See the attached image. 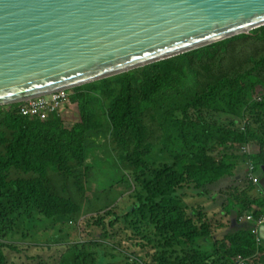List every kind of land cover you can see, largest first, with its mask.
Listing matches in <instances>:
<instances>
[{"label": "trees", "instance_id": "trees-1", "mask_svg": "<svg viewBox=\"0 0 264 264\" xmlns=\"http://www.w3.org/2000/svg\"><path fill=\"white\" fill-rule=\"evenodd\" d=\"M263 73L264 26H261L250 33L71 88L76 95L72 101H65L63 108H69L77 99L85 97L81 104V122L71 119L65 124L58 108L49 109L48 118L30 119L19 113V105H6L5 129L0 130V147H4L0 151V191L16 188V199L26 200L34 206L32 208L41 210L44 219L52 222L59 220L57 217L78 212L79 205L51 191L49 167L66 173L71 170L70 163L74 167L84 162L86 151L95 142L91 133L98 131L100 135H108L101 115L103 112L112 128L110 138L114 148L120 159L134 170L141 187L134 191L133 202L125 214L118 208L115 212L108 209L100 217L102 222H107L108 218H111L110 225L124 221L129 238L134 241L133 246L150 254L153 252L154 264H233L238 256L253 258L257 250L255 237L245 240L233 229L223 240L217 241L212 233H208V224L204 223L205 211L198 209L196 203L192 205V208L196 207L192 209L195 215H189L182 207L170 205L168 199L172 202L178 191L184 188L202 197L208 186L230 174L235 175L234 170L242 159L240 150L249 145L257 149L255 160L252 158L254 163L264 164V139L257 133L218 124L213 126L203 119L200 123L191 121L188 130H197L200 125L210 137L217 139L213 143L216 153L198 155L191 151L179 154L171 162L153 163L149 153L143 150L147 127L142 113L164 103L172 104L173 110H177L174 106L178 101L175 99H180L185 103L180 107L182 110L190 106L195 109L203 106L216 108L220 102H225L226 108V103L230 102L229 110L235 114L252 97ZM211 76L213 79L204 91L197 96L190 94L193 85ZM259 102L264 116V100ZM175 123L182 122L175 119ZM6 130L12 132L11 139ZM197 141L206 142L207 139ZM243 154L249 156L248 152ZM13 173L20 176L12 177ZM252 187L253 184H248L243 191L241 187L235 188L229 196V209L240 205L243 210L254 209L256 197L250 193ZM19 200L15 202L18 204ZM199 203L202 206V201ZM238 213L243 214V211L240 209ZM258 213H264V209ZM3 217L1 212L0 264H9L3 248L12 244L6 240L8 229L2 228L5 226ZM198 217L201 226L196 223ZM223 227V224L215 225L214 230ZM100 236L107 240L112 237V232L105 229ZM206 240L214 242L213 246L207 247ZM97 241L94 242L96 246L106 244L108 247V241ZM179 248L182 254L175 256ZM77 255L82 264L95 260L91 255V259ZM135 256L140 263L143 257ZM68 257L69 253H66L65 259ZM115 257L111 255V258ZM65 259L61 258L60 264H65ZM107 264L119 263L110 259Z\"/></svg>", "mask_w": 264, "mask_h": 264}, {"label": "rangeland", "instance_id": "rangeland-1", "mask_svg": "<svg viewBox=\"0 0 264 264\" xmlns=\"http://www.w3.org/2000/svg\"><path fill=\"white\" fill-rule=\"evenodd\" d=\"M212 79L211 76L208 80L193 85V91L190 94L199 95V92L204 91ZM259 79L260 83L257 84L252 97L242 104L235 114L229 110L231 109L230 102L226 103V108L224 107L225 102H220L216 108L203 106L200 109H195L190 106L187 110H182L180 107L185 103L179 101L180 99H175L178 101L174 106L177 110H173L172 104L164 103L159 104L157 109L144 111L142 120L147 127V133L143 150L149 153L148 157L153 163L171 162L179 154L191 151L198 155L216 153L213 143L217 139L210 137L204 128L199 125L197 130H188L191 121L200 123L201 119L213 126L218 124L240 131L257 133L260 138L264 139L263 110L258 105L259 101L264 100V73ZM80 92L82 93L84 90ZM84 98L80 97L69 108L65 106L59 110L65 124H68L71 119L76 122L82 121L83 108L81 104ZM7 109L6 105L0 106V130L5 129L3 120ZM101 115L108 135H100L98 131L91 133L95 142L86 151L87 156L84 162L76 164L74 167L70 163L71 170L66 173L56 171L52 166L49 167L51 191L69 198L79 205L78 212L57 217L59 220L52 222L44 219L41 210L32 208L34 206L29 205L26 200L24 202L19 198L16 199L15 195L18 192L16 188L0 191V195H4L0 197V216L2 212L4 215L2 220L5 225L2 228L8 229L6 240L12 244L11 247L3 248L9 264H60L61 258L65 259L66 253H69V257L65 259V264H82L77 254L87 259H91L90 255L93 256L95 260L90 264H107L110 259H115L119 264H146L145 261L147 264L155 263L153 252L150 254L146 250L133 246L134 241L129 238L124 221H117L110 225L111 218H108L107 222L100 220V217L108 209L115 212V208H118L119 212L125 214L126 209L133 202L134 191L141 187L134 170L126 161L120 159L118 151L114 148L110 138L112 128L107 116L103 112ZM35 118L31 117L30 119ZM46 118H48V113ZM175 119H180L182 123H175ZM6 133L11 139L12 132L6 130ZM199 138H202L203 141L207 139V141L198 142ZM247 147L250 148V146ZM3 150L4 147H0V151ZM256 150V147L251 145L249 156L243 154L245 152L243 148L240 150L242 159L234 170L236 176L240 174L246 179L249 160L251 158L255 160ZM11 176L16 178L20 174L13 173ZM236 176L230 174L219 179L218 183L208 186L207 196L198 197L200 195L193 193L188 188L180 189L173 197L172 202L168 199V203L174 207H182L189 215H195L192 209L196 207L192 208V205L196 203L199 206L198 209L205 211L204 223L208 224V233H212L217 241H221L233 229L237 230L236 227H239L237 218H233L232 215H237L242 206L229 209V196L237 187H241L243 191L248 183L235 181ZM250 193L256 197V200L264 197L261 186L257 183H254ZM212 196H214L213 199H211ZM18 200L17 204L15 201ZM200 201H202V206ZM260 206L263 210L264 205ZM54 223L56 224L54 225ZM196 223L201 226L199 217ZM220 224L225 227L214 230L215 225ZM105 229L112 232V237L107 240L100 236ZM58 239L59 242H57ZM100 239L108 241V247L106 244L97 246L94 244ZM212 243L214 242H207L206 246H213ZM157 244H160L159 241ZM260 244L264 246V241L261 240ZM112 254L116 257L111 258ZM181 254L182 250L179 248L175 256ZM258 254L260 256L256 259L264 264V248L262 246L259 248ZM135 255L143 257L140 263L136 260ZM255 263H257L256 260Z\"/></svg>", "mask_w": 264, "mask_h": 264}, {"label": "water", "instance_id": "water-1", "mask_svg": "<svg viewBox=\"0 0 264 264\" xmlns=\"http://www.w3.org/2000/svg\"><path fill=\"white\" fill-rule=\"evenodd\" d=\"M261 26L264 0H0V106L114 77ZM260 184L264 189V175Z\"/></svg>", "mask_w": 264, "mask_h": 264}, {"label": "built area", "instance_id": "built-area-1", "mask_svg": "<svg viewBox=\"0 0 264 264\" xmlns=\"http://www.w3.org/2000/svg\"><path fill=\"white\" fill-rule=\"evenodd\" d=\"M71 93L66 91H57L50 95H45L37 98H31L22 102L19 106V111L28 117H41L45 119L47 113L50 110L63 108L65 101H72ZM260 166H257L253 160H250L248 166V179L255 183H259L260 176L258 175V170ZM242 221L245 223L252 224L253 232H257L258 228L264 225V215L257 217L253 212L245 217H242Z\"/></svg>", "mask_w": 264, "mask_h": 264}, {"label": "clouds", "instance_id": "clouds-1", "mask_svg": "<svg viewBox=\"0 0 264 264\" xmlns=\"http://www.w3.org/2000/svg\"><path fill=\"white\" fill-rule=\"evenodd\" d=\"M71 89V88H70ZM70 89H63V90H59V91H66V92H69V93H71V96H72V98L76 95V93L74 92L73 93V91H70ZM57 92V91H56ZM52 94V93H51ZM48 95H50V94H48ZM41 97V96H40ZM37 98V97H36ZM31 99V98H30ZM28 100V99H27ZM24 101H26V100H24ZM24 101H22V102H24ZM77 101H78V99H77ZM22 102H19V103H16V105H19L20 106V104L22 103ZM76 103V102H75ZM74 103V104H75ZM11 105H13V104H11ZM73 105V104H72ZM19 109V108H18ZM63 109V108H62ZM61 110V109H60ZM19 113H20V111H19ZM22 114V113H21ZM23 115V114H22ZM25 116V115H24ZM28 117V116H27ZM30 118V117H29ZM250 146V145H249ZM244 149V151L245 152H250V150H251V146H250V148L249 147H245V148H243ZM249 154H251V153H249ZM250 160H252V158L250 159ZM250 160H249V162H250ZM257 165V164H256ZM263 165L264 164H261V165H257V166H260V169L258 170V175L260 176V179H259V183H257V184H259L260 186H261V184H260V180H261V178L263 177V175H264V170H263ZM248 166H249V163H248ZM237 178V177H236ZM235 178V179H236ZM245 182H247L249 185H251V184H253L254 185V183L255 182H253V181H250L249 179H248V168H247V171H246V179L244 180ZM240 182V181H239ZM261 189H262V191H263V196H264V189H263V187L261 186ZM208 190V189H207ZM204 195H206L207 196V191L205 192V194ZM214 197H212L211 199H213ZM260 205H264V197H261V198H259V199H257L256 200V205H254V209H252V210H243V209H241L242 207H240V209L243 211V214H235V215H232V217L233 218H237V221H238V224H239V227H236L237 228V230L236 231H238L239 233H240V235H241V237L243 238V239H248L249 237H251V236H253V237H255V241L257 242V245H256V248H257V250H256V254H255V256L253 257V258H251V257H243V256H238L232 263L233 264H253V263H255V260L257 261V263H259V264H261V262L259 261V260H257L256 259V257H259L260 255L258 254L259 253V248L261 247V244H260V241L261 240H263L264 241V239L260 236V229H261V227H260V229L258 228V231L257 232H253V230H252V224L251 223H245V222H243L242 221V217H245V216H247L248 214H250V213H254L257 217H260V216H262V215H264V213H258V212H260V211H262V208H261V206ZM231 211V210H230ZM238 212H240V210L238 211ZM264 226V225H263ZM242 230V231H241ZM242 232H245V234H242ZM256 263V264H257Z\"/></svg>", "mask_w": 264, "mask_h": 264}, {"label": "crops", "instance_id": "crops-1", "mask_svg": "<svg viewBox=\"0 0 264 264\" xmlns=\"http://www.w3.org/2000/svg\"><path fill=\"white\" fill-rule=\"evenodd\" d=\"M241 167H242V166H241ZM233 175H234V174H233ZM234 176H236V174H235ZM236 177H237V178L235 179V181L237 180L238 182H239V181H242V182H243V181L245 180V176H242V175H240V174H239V176H236ZM240 177H241V178H240ZM238 178H239V179H238ZM233 181H234V180H233ZM218 182H219V181L215 182V184L218 183ZM235 184H237V183H235ZM212 197H214V196H212ZM261 246L264 248L263 245H261Z\"/></svg>", "mask_w": 264, "mask_h": 264}]
</instances>
